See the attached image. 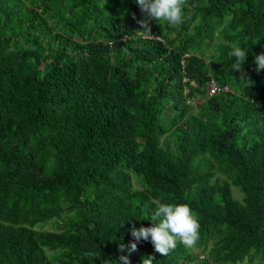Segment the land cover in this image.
I'll use <instances>...</instances> for the list:
<instances>
[{
    "label": "trees",
    "instance_id": "16d2710c",
    "mask_svg": "<svg viewBox=\"0 0 264 264\" xmlns=\"http://www.w3.org/2000/svg\"><path fill=\"white\" fill-rule=\"evenodd\" d=\"M145 18L137 0H0V264L264 262V0H186L148 39ZM153 201L190 207L196 252L135 241Z\"/></svg>",
    "mask_w": 264,
    "mask_h": 264
},
{
    "label": "clouds",
    "instance_id": "9594fccd",
    "mask_svg": "<svg viewBox=\"0 0 264 264\" xmlns=\"http://www.w3.org/2000/svg\"><path fill=\"white\" fill-rule=\"evenodd\" d=\"M141 11L145 14V19L140 20V29L137 32L145 39L151 38V21H166L169 26L179 25L183 22L184 5L186 0H137ZM234 58L232 69L243 72V65L247 61V51L239 46L233 47L229 53ZM254 62L256 70H264V52L255 55ZM250 84L252 81L246 76ZM155 208L150 219L154 224L150 227H132L131 233L135 241L141 239L148 240L154 245L155 251L167 256L170 251L177 247V243L182 244L186 249L193 248L199 240L200 224L192 215L187 204H168L153 201ZM130 245L120 244L121 253L125 249L130 253L137 250V243ZM118 264H131L129 255H121ZM142 264H153L152 258H144Z\"/></svg>",
    "mask_w": 264,
    "mask_h": 264
},
{
    "label": "rangeland",
    "instance_id": "374dc122",
    "mask_svg": "<svg viewBox=\"0 0 264 264\" xmlns=\"http://www.w3.org/2000/svg\"><path fill=\"white\" fill-rule=\"evenodd\" d=\"M195 103H196V100H194V99L193 100H189V102H188V104H190V105L191 104L194 105ZM215 176H217V177H219L221 179L225 178V176L219 175V174H216ZM134 186L137 187L138 185L136 183H134ZM232 193H233V195H234V197L236 199L241 200L242 194L239 192L238 188L232 187ZM38 227L41 228V229H45V230H59V227H58L57 223L53 222V221L48 222L46 224H43L41 226L38 225ZM192 250L196 252V250L194 248H192ZM197 254L201 255V253H199V252H197ZM234 264H264V262H262L260 260L249 261V260L245 259L242 262H237V263H234Z\"/></svg>",
    "mask_w": 264,
    "mask_h": 264
},
{
    "label": "built area",
    "instance_id": "2783aa9c",
    "mask_svg": "<svg viewBox=\"0 0 264 264\" xmlns=\"http://www.w3.org/2000/svg\"><path fill=\"white\" fill-rule=\"evenodd\" d=\"M227 89H228L227 87L220 86L215 80H211L207 86L208 95H212V94L218 93L221 90H227ZM187 102H189V100Z\"/></svg>",
    "mask_w": 264,
    "mask_h": 264
}]
</instances>
